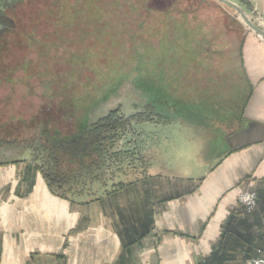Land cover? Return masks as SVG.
Masks as SVG:
<instances>
[{"label": "crops", "instance_id": "crops-1", "mask_svg": "<svg viewBox=\"0 0 264 264\" xmlns=\"http://www.w3.org/2000/svg\"><path fill=\"white\" fill-rule=\"evenodd\" d=\"M175 1L153 28L176 76L166 94L182 102L165 117L186 134L179 175L158 168L72 201L32 156L0 165V264H244L264 249V42L215 0ZM231 1L264 18V0ZM247 179L251 214L238 202Z\"/></svg>", "mask_w": 264, "mask_h": 264}, {"label": "rangeland", "instance_id": "rangeland-1", "mask_svg": "<svg viewBox=\"0 0 264 264\" xmlns=\"http://www.w3.org/2000/svg\"><path fill=\"white\" fill-rule=\"evenodd\" d=\"M34 2L22 17L25 33L9 38L8 50H0V138L27 132L36 121L75 131L121 108L131 123L119 133V145L132 142L139 155L135 168L125 166L120 176L153 175L158 168L179 175L186 134L165 117L181 115L182 102L166 94L167 80L176 76L172 68L168 79L165 75L166 47L160 53L155 47L157 40L165 44L166 35L156 37L153 28L165 23L155 20L157 14L175 11L177 2L85 0L81 7L75 0H39L45 3L40 8ZM42 10L47 13L41 16ZM31 35L37 42L29 41ZM30 156V149L8 148L0 161Z\"/></svg>", "mask_w": 264, "mask_h": 264}, {"label": "trees", "instance_id": "trees-1", "mask_svg": "<svg viewBox=\"0 0 264 264\" xmlns=\"http://www.w3.org/2000/svg\"><path fill=\"white\" fill-rule=\"evenodd\" d=\"M34 1L0 0V50H8L9 38L25 33L20 30L24 20L22 17L29 15L26 6ZM75 1L74 5L80 4L81 7L85 2ZM44 2L40 4L38 0L39 8L45 6ZM34 3L38 4L37 0ZM45 13L46 10H42L40 15ZM33 33H36V30ZM34 38L36 37L31 35L29 41L37 42ZM36 123L34 127H27V132H15L18 135L16 137L15 133L14 137H1L0 153L8 148L30 149L35 169L42 174L55 194L72 201L82 196H87L90 201H100L103 195L108 196L135 183L128 181V178L125 181L120 176L125 166L131 170L135 168L134 158L139 155L135 153L138 148L131 144L132 142L126 141L125 144L119 145V133L124 132L131 123V120L121 114V108L111 110L75 131L61 129L53 122ZM20 161H0V165ZM109 188L112 189L110 192ZM255 256L256 254L252 257Z\"/></svg>", "mask_w": 264, "mask_h": 264}, {"label": "water", "instance_id": "water-1", "mask_svg": "<svg viewBox=\"0 0 264 264\" xmlns=\"http://www.w3.org/2000/svg\"><path fill=\"white\" fill-rule=\"evenodd\" d=\"M215 1H217L219 4L223 5L231 13H233L235 17L240 20L246 28L251 30L258 38H260L264 42V18H262L257 9L247 11L242 5L231 0ZM243 1L244 0H241V2ZM249 184L250 179H247L240 194L248 189Z\"/></svg>", "mask_w": 264, "mask_h": 264}, {"label": "built area", "instance_id": "built-area-1", "mask_svg": "<svg viewBox=\"0 0 264 264\" xmlns=\"http://www.w3.org/2000/svg\"><path fill=\"white\" fill-rule=\"evenodd\" d=\"M239 205L246 213H253L258 208V195L255 189L249 188L239 195ZM244 264H264V249H259L255 257L245 260Z\"/></svg>", "mask_w": 264, "mask_h": 264}, {"label": "flooded vegetation", "instance_id": "flooded-vegetation-1", "mask_svg": "<svg viewBox=\"0 0 264 264\" xmlns=\"http://www.w3.org/2000/svg\"><path fill=\"white\" fill-rule=\"evenodd\" d=\"M152 110H155L156 111V107H154L153 105L150 106ZM152 112V111H151ZM153 113V112H152Z\"/></svg>", "mask_w": 264, "mask_h": 264}]
</instances>
